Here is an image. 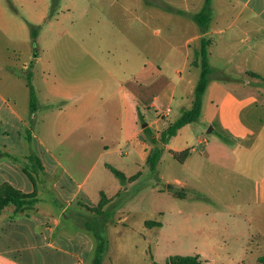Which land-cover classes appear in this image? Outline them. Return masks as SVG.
<instances>
[{
    "label": "rangeland",
    "instance_id": "rangeland-1",
    "mask_svg": "<svg viewBox=\"0 0 264 264\" xmlns=\"http://www.w3.org/2000/svg\"><path fill=\"white\" fill-rule=\"evenodd\" d=\"M204 4L205 0H56L52 23L35 28L37 43L26 25L20 44L0 46V65L8 68L7 49L16 51L19 59L20 79L3 69L8 78H1L0 71V90L9 96L10 110L23 120L18 123L11 115L8 125L0 124V187L9 184L36 200L33 206L17 210L10 204L0 212V257L12 264H73L64 251L74 242L71 247L83 251L84 264H92L97 241L84 223L96 216L104 193L110 203L106 214L97 217L105 223L108 243L102 264H165L171 257L192 255L202 264H260L264 207L223 204L206 187L195 185L169 151L155 174L135 165L124 141L125 109L107 104L99 82L107 72L115 73L127 89L146 79L142 67L152 70L157 65L173 80L177 69L198 79L200 70L186 64L187 51L194 58L197 42L190 48L185 42L199 32L193 16ZM220 23L230 20L223 16ZM216 37L221 39L218 46L208 50L211 66L237 76L240 70L232 63L223 67L226 63L220 61L237 53L226 52V34ZM87 69L98 71L89 85L81 75ZM31 72L39 107L36 117L30 112ZM66 93L78 100L66 99ZM92 93L96 100L82 107L79 96ZM140 113L146 120L156 114L144 107ZM180 116L174 109L162 129ZM6 128L8 134L2 132ZM188 128L171 139V149L190 141L199 151L202 147L193 142L199 133L217 139V132H209L211 126L203 121ZM31 155L42 163L37 173L28 159ZM108 166L125 176L142 175L123 184ZM175 178L189 183L181 186ZM180 191L186 193L184 200L177 198ZM47 232H53L52 238ZM45 237L55 249L41 247Z\"/></svg>",
    "mask_w": 264,
    "mask_h": 264
},
{
    "label": "crops",
    "instance_id": "crops-1",
    "mask_svg": "<svg viewBox=\"0 0 264 264\" xmlns=\"http://www.w3.org/2000/svg\"><path fill=\"white\" fill-rule=\"evenodd\" d=\"M92 9V6L89 7L87 12ZM211 9V21L207 32L203 33L200 29L185 42L189 48L192 43L197 42V49L194 50L195 57H192L190 50L187 51L186 64L199 69L201 74V69L195 66L194 62L196 52L201 48L202 38L206 37L210 40L209 48L217 47L221 39L216 36L226 34V52L233 54L232 49H234L237 55L234 58L230 55L224 56L220 61L226 63L223 67L232 63L233 67L241 73H237L236 76L235 73H229L224 69L217 70L210 64L213 73L204 96L200 121H203L206 126H211L212 133L217 132V139H205L199 133L193 141L202 147L199 151L190 141H186L182 147L171 149V140L165 146V151H169L172 159L176 161L174 154L190 150L191 154L186 161L183 164L178 163L185 167L189 173V179H193L195 185L199 188L206 187L223 204L264 207V0H224V3L223 0H211ZM55 10L56 0H0V46L20 44L21 37L23 38L21 41L25 38L26 25L37 28L41 24L52 23L50 14ZM223 16L229 18V24L220 23ZM38 38V35L36 38L32 36L36 43ZM15 52L6 50L8 68L0 65L1 78H8L3 74L4 69L11 77L20 79L16 69L19 59ZM210 56L209 53V61ZM35 60L40 61V58L35 56ZM91 61L96 62V59L91 57ZM30 66L32 69L33 62ZM141 69L142 73L145 72L146 79L127 89H123L115 73L107 72L105 79L99 82L107 104L124 107V128L128 136L124 141L130 147L129 154L133 153V163L144 168L147 167V158L152 147L146 141L143 129L148 127L155 137L159 138L161 132L165 130L162 129V124L168 121L174 109L179 110L181 115L190 110L200 74L197 79L195 74L192 76L190 72L187 76L182 69H177L176 79L173 80L159 65L153 68L154 70H148L147 66ZM29 75L33 77L32 72ZM81 75L83 79H89L84 81L86 85H89L92 78L96 76L98 78V71L87 69L83 70ZM65 98L78 100V96L73 93H66ZM9 100V96L0 90V124L8 125L11 115L15 116L13 119H16L18 123H23L16 112L10 110ZM95 100L93 93L88 98L79 96L82 107L89 101ZM143 107L148 110L154 109L156 114L150 115L148 120L144 119L140 113ZM164 107L166 112L162 109ZM37 112L33 115L35 116ZM112 114L116 116L115 112ZM140 118L144 119V123L141 124ZM13 123L15 124L14 121ZM191 125L183 127L177 135L189 129ZM4 130L2 129V132L8 134V128ZM220 136L227 141L222 140ZM105 138L109 139L110 136L106 134ZM104 149L108 151L109 147L106 145ZM124 156L128 157L127 152ZM134 176L126 177L130 179ZM174 182L181 186H187L189 183L187 180L182 181L178 178H175ZM250 184L254 190L249 188ZM186 197V193L181 191L177 196L181 200ZM47 233L52 238L53 232ZM51 238L48 240L45 237L41 247L55 249L56 245ZM87 241L88 239H84L83 242L87 243ZM68 244L70 247L68 246L64 254L73 259V264H84L83 251H78L77 247H71L74 242ZM12 263L0 257V264Z\"/></svg>",
    "mask_w": 264,
    "mask_h": 264
},
{
    "label": "trees",
    "instance_id": "trees-1",
    "mask_svg": "<svg viewBox=\"0 0 264 264\" xmlns=\"http://www.w3.org/2000/svg\"><path fill=\"white\" fill-rule=\"evenodd\" d=\"M212 9H211V0H205V4L201 12L193 17L194 21L198 24L201 31L206 33L211 21ZM32 29V36L36 38L37 32L34 27ZM211 45L210 40L206 37H203L201 40V48L196 52V61L194 62L195 66H198L201 69V74L195 88L194 102L190 110L183 112L181 117L175 122L171 123L167 129L161 132L160 137L156 138L154 133L148 128L143 129V135L149 145L152 147V151L147 158V167L149 172L155 174L157 167L161 161L163 153L165 151V146L169 141L177 135V133L185 126L197 123L202 116L203 100L206 94L207 88L210 84V77L213 73V69L209 63V53L208 48ZM251 76H256L250 74ZM28 88L30 96V112L35 114L37 112V97L34 90V87L31 83V76H28ZM141 123H144V120L140 118ZM220 138L224 141H227L223 136ZM31 135L29 134V141L31 140ZM191 151L186 150L179 154H174V158L180 164H183L186 159L190 156ZM31 163H33L34 172H38L39 169H43L40 158L34 155L29 156L28 158ZM111 172L123 183L126 184L130 180H135L141 176L138 175L128 179L122 172L116 170L115 168L108 166ZM27 198L31 200L27 201ZM34 197L29 196L25 197L19 191L9 184H4L0 187V212L10 204L16 206L17 210L22 209L24 206L30 205L33 206L36 204V200H32ZM101 203L100 208L94 210L96 216L88 217V221L84 223L85 228L92 232L95 239L97 240V247L95 255L92 261V264H102L104 254L108 249V243L103 235V229L105 228V223L99 222L97 217L103 216L106 214L104 208L108 206L110 200L105 196L104 193H101ZM98 205V206H99ZM259 263L264 264V256L259 258ZM165 264H202V261L199 256H175L171 257Z\"/></svg>",
    "mask_w": 264,
    "mask_h": 264
},
{
    "label": "water",
    "instance_id": "water-1",
    "mask_svg": "<svg viewBox=\"0 0 264 264\" xmlns=\"http://www.w3.org/2000/svg\"><path fill=\"white\" fill-rule=\"evenodd\" d=\"M145 126V125H144ZM213 129L212 128H210V130H209V132H211Z\"/></svg>",
    "mask_w": 264,
    "mask_h": 264
}]
</instances>
